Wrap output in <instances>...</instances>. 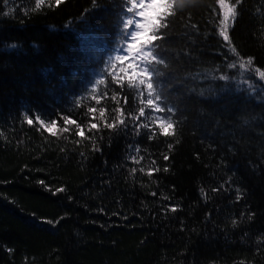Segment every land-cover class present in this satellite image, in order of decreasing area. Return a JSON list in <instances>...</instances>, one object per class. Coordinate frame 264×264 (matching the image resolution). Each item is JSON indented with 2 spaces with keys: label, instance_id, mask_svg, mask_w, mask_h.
Instances as JSON below:
<instances>
[{
  "label": "trees",
  "instance_id": "1",
  "mask_svg": "<svg viewBox=\"0 0 264 264\" xmlns=\"http://www.w3.org/2000/svg\"><path fill=\"white\" fill-rule=\"evenodd\" d=\"M213 8L215 0H197L167 30L161 91L175 108L177 136L150 140L130 121L95 135L85 127L93 151L75 126L52 136L25 117L62 128L71 116L86 126L89 107L111 118L114 92L126 114L137 113L126 82L121 90L109 79L99 105L80 100L118 54L119 0L39 10L35 0H0V264H264V81L253 77L249 89L241 83L248 75L227 67L235 58ZM239 12L233 43L264 69V0H244Z\"/></svg>",
  "mask_w": 264,
  "mask_h": 264
},
{
  "label": "snow or ice",
  "instance_id": "2",
  "mask_svg": "<svg viewBox=\"0 0 264 264\" xmlns=\"http://www.w3.org/2000/svg\"><path fill=\"white\" fill-rule=\"evenodd\" d=\"M7 2L8 0H4V3ZM64 2L65 0H35L34 10H39L46 3L48 7H58ZM196 3L197 0H119L122 15L120 17L121 42L116 50L118 54L109 58L107 68L100 78L93 82L88 97H81L80 100L88 98L99 105L101 100L109 95V79H111L112 84H118L121 90L125 87L126 82L129 89L136 90L139 103L142 105L138 108L136 114L131 112L126 114L124 109L119 107L120 101L117 99L119 92H114L111 99L118 106L112 109L113 114L110 119L105 115L108 111L106 108L89 107L86 115H89L90 118L86 126L79 124L71 116L62 117L65 125L62 128H58L56 120L46 122L39 115L35 117V120L26 116V123L34 125L38 122L52 136H57L58 133H68L71 130L69 126H75L76 136L89 140L92 143L93 151H100V149L93 136L87 135L85 127H87L88 132H93L95 135L101 127L112 131L126 129L128 127L127 121H130L136 135H139L140 129L143 128L148 130L150 140L157 138L158 135L175 138L177 136V122L172 119L175 108L165 103L161 91L164 86L162 79L165 75L164 69L168 67L167 49L164 47V43L167 42V30L170 29L171 23L178 16L181 19L183 18L180 14L184 12L185 6H194ZM243 3L244 0H215L218 9L213 8V14L219 17L216 22L217 35L222 38L223 46L235 58L227 64V67L238 69L241 76L248 75L249 79L242 80L241 83L247 84L249 89L254 90L252 78L256 77L259 81H264V69L255 65V57L241 56L230 35L240 15L239 9ZM93 4H96V0H93ZM8 14L10 13H5V15ZM187 15L191 27L197 29V25L191 23V12H188ZM12 47H15V45ZM219 79L228 81L230 77L227 74H222ZM101 86H103V90H101ZM80 100L77 101V104L80 103ZM124 103L127 104V97H124ZM96 113H98V122L93 123V120H97ZM141 118H144L146 122H139ZM75 142L79 144L81 141L78 139ZM175 143H179L178 139L175 140ZM173 147V143L168 144L169 150ZM134 151L138 154L140 148L137 146ZM129 158L136 164L144 159L143 156L138 155H131ZM163 159L167 161L170 157L164 154ZM152 163L155 164V161ZM136 171V168L130 170L131 173ZM139 171L144 172L145 169L140 168ZM159 171L158 167L150 168L147 174L152 175L154 172ZM164 171H168V169L165 168ZM57 191L64 192L65 189L59 188ZM201 191L203 192V189ZM214 191H219V189H214ZM237 193V199L239 200L242 198V194L239 189H237ZM152 195H156V193L153 192ZM171 211L175 212L177 208L172 207ZM252 216H254V213L249 215V219ZM236 224L237 221L233 220V225Z\"/></svg>",
  "mask_w": 264,
  "mask_h": 264
}]
</instances>
